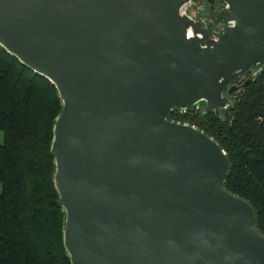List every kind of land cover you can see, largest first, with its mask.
<instances>
[{
	"label": "water",
	"instance_id": "95a60500",
	"mask_svg": "<svg viewBox=\"0 0 264 264\" xmlns=\"http://www.w3.org/2000/svg\"><path fill=\"white\" fill-rule=\"evenodd\" d=\"M195 1L0 0V45L61 100L50 150L71 264H264L225 151L167 117L233 103L230 81L264 65V0L210 5L217 35Z\"/></svg>",
	"mask_w": 264,
	"mask_h": 264
},
{
	"label": "trees",
	"instance_id": "16d2710c",
	"mask_svg": "<svg viewBox=\"0 0 264 264\" xmlns=\"http://www.w3.org/2000/svg\"><path fill=\"white\" fill-rule=\"evenodd\" d=\"M255 67L228 107L203 111L201 101L167 117L218 142L229 162L224 187L250 203L264 234V65ZM60 110L55 85L0 45V264H71L50 150Z\"/></svg>",
	"mask_w": 264,
	"mask_h": 264
},
{
	"label": "flooded vegetation",
	"instance_id": "af4514ba",
	"mask_svg": "<svg viewBox=\"0 0 264 264\" xmlns=\"http://www.w3.org/2000/svg\"><path fill=\"white\" fill-rule=\"evenodd\" d=\"M210 5H211V8L214 10V11H216L217 10V8L220 6V5H224V2L223 1H221V0H213L211 3L210 2H208L207 0H196L195 2H193L192 4H190L188 7H190V6H197V8H196V10L198 9V7L200 8H203V7H206V11L203 13V14H205V16L204 15H202V16H204V17H207V24H205V23H203L204 25H206L208 28H210V30H211V34H213L212 32H214V31H216V29H217V26L219 27V28H221L224 24H225V22L224 21H222V20H218V21H215V22H213V23H211V18L208 16V12L210 11ZM187 7V8H188ZM188 12V11H187ZM190 14V13H189ZM199 14H202V12L200 13L199 12ZM194 17V16H193ZM219 31V30H218ZM213 35H215V34H213ZM253 67H255V66H250L249 68H247L245 71H243L242 73H240V75L238 76V77H236V78H234V79H232L231 81H230V83L229 84H232V83H234L235 81H237V79L240 77V76H243V75H245V76H247L249 73H253L254 71H252V68ZM235 84V83H234ZM236 85V84H235Z\"/></svg>",
	"mask_w": 264,
	"mask_h": 264
},
{
	"label": "rangeland",
	"instance_id": "374dc122",
	"mask_svg": "<svg viewBox=\"0 0 264 264\" xmlns=\"http://www.w3.org/2000/svg\"><path fill=\"white\" fill-rule=\"evenodd\" d=\"M196 8H197V6H190V7H188L187 8V11H188V13H190V15H192V16H194L195 18H197L202 24L203 23H205V24H207V17H204L205 16V14H203L205 11H206V7H203V8H199L198 7V9L196 10ZM199 12L201 13L202 12V14H199ZM202 15H204V16H202ZM204 25V24H203ZM222 28V27H221ZM221 28H219L218 26H217V29H216V31H214V32H212L213 34H215V35H217L220 31H221ZM219 30V31H218ZM256 69V67H253L252 68V71H254ZM240 78H242V77H239L238 79H237V81H235L234 83L235 84H239V79ZM231 96V95H230ZM232 97V96H231Z\"/></svg>",
	"mask_w": 264,
	"mask_h": 264
},
{
	"label": "built area",
	"instance_id": "2783aa9c",
	"mask_svg": "<svg viewBox=\"0 0 264 264\" xmlns=\"http://www.w3.org/2000/svg\"><path fill=\"white\" fill-rule=\"evenodd\" d=\"M242 78H240L239 80L243 79V78H246L247 76L243 75V76H240ZM237 85V84H236ZM195 108H198L199 107V102L195 103L194 104ZM180 110H184L185 108H179Z\"/></svg>",
	"mask_w": 264,
	"mask_h": 264
}]
</instances>
